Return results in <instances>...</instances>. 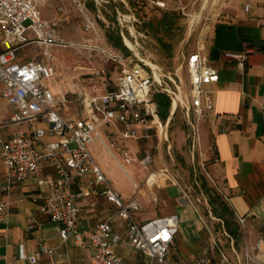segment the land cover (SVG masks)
<instances>
[{
    "label": "built area",
    "instance_id": "1",
    "mask_svg": "<svg viewBox=\"0 0 264 264\" xmlns=\"http://www.w3.org/2000/svg\"><path fill=\"white\" fill-rule=\"evenodd\" d=\"M52 1L0 0V99L14 109L8 119L0 123V159L5 167L2 192L8 195L26 181L34 183L40 190V213L58 225L60 242L72 241L79 249L90 251V264H121L115 252L116 246L121 243L138 252L143 258L142 264H165L175 248L179 231L177 215L137 222L133 213L140 211L141 205L136 197L123 200L96 165L90 147L98 142L109 151L101 136L104 128L123 140H136L141 130L152 131L158 143L166 142L167 125L159 120L158 107L152 101L154 93H166L172 100L170 115L178 107L183 110L189 124L188 138L194 148L196 141L199 144L200 124L213 106L210 95L202 87L214 82L217 72L207 65L201 48L184 57L180 69L184 67L186 72L187 106L182 107L180 105L184 100L177 74L174 75L176 79L163 74L158 67L126 46V40L134 43L137 41L136 34L139 35L133 28L134 23L139 24L133 14H116L122 44L127 50V54H123L112 48L107 36L100 35L94 26L96 18L105 22L100 7L106 0H56L59 5L54 15L44 18L42 7ZM88 1H92L96 11L94 16L87 8ZM157 4L162 6L164 2ZM68 7L82 18L83 30L94 33L100 40V47L90 49L96 50L115 74L111 79L104 69L90 73L101 79L102 94L83 93L81 111L74 120L65 118L57 110L59 106L66 108L67 95L57 98L52 93V86L45 84L54 76L53 67L47 63L50 60L49 50L81 48L64 41L61 36ZM123 28H126L128 36L122 33ZM26 47L41 50L42 54L38 57H44L46 62L39 61L37 56L19 57L18 52ZM249 51L224 53L223 57L236 61L240 69ZM174 101H179L176 108ZM6 130L10 131L8 135ZM122 157L125 163L133 160L126 152L122 153ZM150 162L147 155L140 165L147 171ZM48 167L51 172H48ZM89 175L92 185L102 186L100 196L114 206V215L123 223V234L113 230L112 217H107L91 229L80 225L77 200L88 197L90 193L81 188L75 193L72 187L81 185L83 178ZM156 177L154 175V179ZM145 182L146 185H153L154 180L150 181L148 175ZM134 188L137 189L135 185ZM178 191L183 194L182 190ZM6 205L0 203V211ZM237 223L243 228L245 218H237ZM204 228L209 245L198 254L193 264H211L215 251L222 264H231L216 241L214 232L206 225ZM225 236L231 239L227 233ZM43 254L50 255L51 251L41 247L37 253L27 256L23 245H19L17 261L36 264ZM254 262L244 249L241 264Z\"/></svg>",
    "mask_w": 264,
    "mask_h": 264
},
{
    "label": "crops",
    "instance_id": "2",
    "mask_svg": "<svg viewBox=\"0 0 264 264\" xmlns=\"http://www.w3.org/2000/svg\"><path fill=\"white\" fill-rule=\"evenodd\" d=\"M121 3L129 9L125 0H121ZM58 5V1L54 0L43 6V17L54 15ZM114 5L117 6L116 3ZM112 7L115 13L120 12L118 6V10L113 4ZM70 10L68 7V12ZM70 19L67 15L66 24ZM201 42V52L207 65L217 72V76L214 82L202 87L210 95L213 106L200 124L199 144L214 189L232 216L234 235L230 236L231 239L222 234L223 226L218 222L219 231L227 245L225 255L231 264H241L246 249L254 264H264V0H225L219 9V18ZM246 50L250 51L240 69L236 61L223 57L224 53H243ZM37 59L45 62L41 57L37 56ZM179 75L178 70L180 80ZM13 111V107L0 99V123L7 120ZM102 131L109 139L116 137L123 141L106 128L101 130V134ZM9 132L5 131L7 135ZM152 133L141 130L136 140L148 139L153 136ZM97 143L90 147L93 158L92 149ZM1 149L0 143V154ZM117 151L121 154L125 152ZM126 153L130 154V151ZM96 165L109 181L104 168L97 162ZM47 170L51 172L49 167ZM4 174L5 167L0 159V203L7 204L0 211V264H28L17 261L19 245H23L27 256L37 253L41 247L51 251L50 255H41L36 264H90V251L79 249L72 241L60 242L58 225L40 213V190L34 183L26 181L10 194L4 195ZM125 175L130 183L114 185L109 181V184L125 201L136 197L141 205V210L133 213L137 222L145 223L159 217L177 215L179 231L175 247L178 249V261L175 263L193 264L198 256L195 253L203 240L202 223L205 225L199 212L188 204L180 192L170 197L166 190L173 186L169 183H156L155 186L148 183L146 187L145 183H141V175L137 179L140 183H136L127 173ZM150 177V181H153L154 175ZM91 180L89 175L83 178L81 185L72 187L75 193L80 188L90 193L88 197L77 200L80 225L91 229L107 217H112L113 230L123 234V223L114 215V206L100 196L102 186L92 185ZM204 203L207 213H211L208 201L204 200ZM214 209L218 217L212 218L217 221L221 219L219 215L222 212L217 207ZM237 218H245L243 228L238 225ZM115 252L121 264L143 263L141 255L123 243L116 246ZM211 264H222L216 251Z\"/></svg>",
    "mask_w": 264,
    "mask_h": 264
},
{
    "label": "rangeland",
    "instance_id": "3",
    "mask_svg": "<svg viewBox=\"0 0 264 264\" xmlns=\"http://www.w3.org/2000/svg\"><path fill=\"white\" fill-rule=\"evenodd\" d=\"M225 0H125L128 10L122 6L121 0H110L101 3L100 12L105 22L96 18L95 28L100 35H105L113 44L112 48L124 53V49L119 47L120 26L116 20V13L112 3H116L121 14L134 15L139 24L134 23L133 28L139 35L134 43L126 40V46L139 53L145 61L158 67L163 74L170 75L173 79L177 70L180 71V87L183 103L182 107L187 106L185 97L186 72L182 65L184 57L196 51L202 46V38L214 25L219 18V9ZM162 6L157 3H163ZM92 1H88L87 8L94 16L96 11L92 8ZM71 17L69 21H64L62 38L66 42L78 45L81 48H53L49 50L50 60L47 61L54 69V76L46 81V86H52V93L55 97L67 95L68 103L66 108L58 107V111L68 119H77L81 111V99L83 93L102 94L101 79L92 76L91 72H97L104 69L108 77L114 79L115 74L108 63L102 59L96 50L90 47H100V40L96 39L94 33L83 30L82 18L72 9L68 12ZM122 33L128 36L126 28ZM106 38V37H105ZM122 44V40H121ZM120 44V45H121ZM123 46V44H122ZM124 47V46H123ZM42 51L34 47H26L18 52L19 57L34 58L41 55ZM46 62L44 57H41ZM166 81V80H165ZM185 84V85H184ZM171 85V84H170ZM152 95V101L153 96ZM169 101V109L161 110L158 108V117L162 124L167 125V141L158 143L157 138L151 136L148 139L139 140H120L116 137L109 139L106 133L102 131V138L109 151L99 143L95 144L92 153L97 164L107 172V178L112 184L130 183L126 173L140 183L137 179L142 176V182L146 186L148 175H156L153 185L156 183H175L178 190H182L180 195L185 198L189 205L199 212L205 225L212 230L216 241L223 246L224 253H227V245L222 234L225 236V230L222 234L219 231V224L224 225L223 221L213 220V216L207 213V206L204 200L209 201L215 194L214 186L206 175L205 161L201 156V148L198 141L194 148L188 138V123L183 110L178 107L174 101L175 109L170 115L172 100L169 95L162 93ZM154 102V101H153ZM157 105V104H156ZM158 107V106H157ZM164 118V120L162 119ZM113 144V146H111ZM116 144V145H114ZM117 150L130 151L129 156L133 159L131 163H125L122 154ZM111 153L115 156L121 165H117ZM149 156L150 165L147 171L140 165L145 156ZM202 165L204 169L202 168ZM147 187V186H146ZM174 187V186H173ZM166 190L170 197L179 194L176 188ZM198 200V201H197ZM210 204L208 208L211 210ZM212 214V213H211ZM213 217V218H212ZM138 218V217H137ZM139 220V218H138ZM219 222V224H218ZM202 242L200 248L195 253L198 255L204 247H208L207 234L202 223ZM178 237V236H177ZM176 237V239H177ZM177 244V241L175 242ZM178 249L176 247L171 251L166 264H176ZM197 257V256H196ZM190 262V261H189Z\"/></svg>",
    "mask_w": 264,
    "mask_h": 264
},
{
    "label": "trees",
    "instance_id": "4",
    "mask_svg": "<svg viewBox=\"0 0 264 264\" xmlns=\"http://www.w3.org/2000/svg\"><path fill=\"white\" fill-rule=\"evenodd\" d=\"M108 41L110 42V39L107 37ZM111 44H113L111 42ZM121 44V40L119 41V47H121V49L123 48L124 49V53H127V50L125 47L122 46ZM115 47H117V43L113 44ZM153 101L157 104L158 108L161 109V110H168L169 109V101L168 99L163 95V94H155L153 96ZM164 120V118H162ZM215 194L212 199H209L208 201V204H210L211 207V216L213 217H218V214L216 213V210L214 209V207H217L220 209V212H222V214H220L219 216H221V219L224 223L223 225V229L225 230V232L229 235V236H233L234 232L232 231V228H231V223H232V219L230 216V214H228V211L226 209V206L225 204L222 202L220 196L216 193V191L214 190ZM223 215V216H222Z\"/></svg>",
    "mask_w": 264,
    "mask_h": 264
},
{
    "label": "bare ground",
    "instance_id": "5",
    "mask_svg": "<svg viewBox=\"0 0 264 264\" xmlns=\"http://www.w3.org/2000/svg\"><path fill=\"white\" fill-rule=\"evenodd\" d=\"M125 21H127L128 22V19H127V16H125ZM124 25H126V24H124ZM176 104H178V101H176ZM151 178V177H150ZM153 178V177H152ZM154 179V178H153Z\"/></svg>",
    "mask_w": 264,
    "mask_h": 264
},
{
    "label": "water",
    "instance_id": "6",
    "mask_svg": "<svg viewBox=\"0 0 264 264\" xmlns=\"http://www.w3.org/2000/svg\"><path fill=\"white\" fill-rule=\"evenodd\" d=\"M112 4H113L114 8H115L116 10H118L117 6H115L114 3H112ZM118 13H120V12H117L116 14H118Z\"/></svg>",
    "mask_w": 264,
    "mask_h": 264
}]
</instances>
